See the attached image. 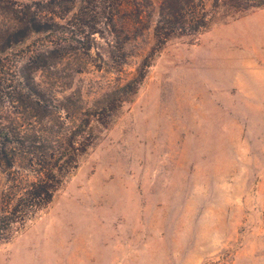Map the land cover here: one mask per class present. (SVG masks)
<instances>
[{
	"label": "rangeland",
	"instance_id": "rangeland-1",
	"mask_svg": "<svg viewBox=\"0 0 264 264\" xmlns=\"http://www.w3.org/2000/svg\"><path fill=\"white\" fill-rule=\"evenodd\" d=\"M47 1L0 0L2 28L26 5L51 26L11 50L12 77L59 43L67 57L35 76L72 114L147 75L107 128L92 122L78 168L0 243V264H264V7L236 14L204 0L210 26L158 48L168 0H62V17ZM5 181L0 171V201Z\"/></svg>",
	"mask_w": 264,
	"mask_h": 264
},
{
	"label": "trees",
	"instance_id": "trees-1",
	"mask_svg": "<svg viewBox=\"0 0 264 264\" xmlns=\"http://www.w3.org/2000/svg\"><path fill=\"white\" fill-rule=\"evenodd\" d=\"M197 1L201 11L197 9ZM62 2L48 0V12L62 17V12L67 10ZM221 7L238 14L264 7V0H216V11ZM29 9L26 5L25 9L10 11L12 25L6 29L0 26V87L3 89L0 91V171L6 178L0 201V243L9 241L48 207L96 140L92 122L107 128L116 110L137 94L147 75V69L142 71L141 68L139 75L107 93L103 105L84 110L74 103L76 111L70 114L67 107L47 97L49 87L38 83L35 76L39 70L67 57L68 50L58 49L59 43L36 49L17 67V79L10 75L11 50L32 34L51 30V26L43 25L45 17L41 10L31 12ZM213 16V12L206 10L204 0H168L167 5L162 6L156 26L157 47L171 35H194L206 30ZM152 56L150 53L145 58V61L149 59V63H145L147 68ZM69 99L70 96L65 100ZM60 108L69 113L63 116Z\"/></svg>",
	"mask_w": 264,
	"mask_h": 264
}]
</instances>
